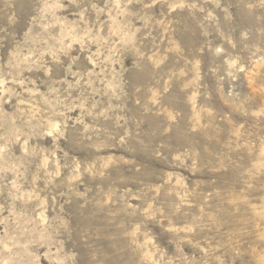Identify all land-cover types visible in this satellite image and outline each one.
Returning a JSON list of instances; mask_svg holds the SVG:
<instances>
[{
	"label": "rangeland",
	"instance_id": "rangeland-1",
	"mask_svg": "<svg viewBox=\"0 0 264 264\" xmlns=\"http://www.w3.org/2000/svg\"><path fill=\"white\" fill-rule=\"evenodd\" d=\"M0 264H264V0H0Z\"/></svg>",
	"mask_w": 264,
	"mask_h": 264
}]
</instances>
